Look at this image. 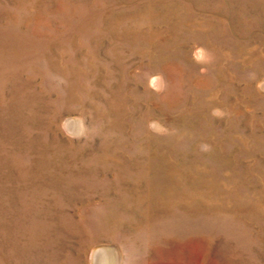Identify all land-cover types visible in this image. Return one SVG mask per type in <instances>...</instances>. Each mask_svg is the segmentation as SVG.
Returning a JSON list of instances; mask_svg holds the SVG:
<instances>
[{"label": "rangeland", "instance_id": "obj_1", "mask_svg": "<svg viewBox=\"0 0 264 264\" xmlns=\"http://www.w3.org/2000/svg\"><path fill=\"white\" fill-rule=\"evenodd\" d=\"M0 264H264V0H0Z\"/></svg>", "mask_w": 264, "mask_h": 264}]
</instances>
